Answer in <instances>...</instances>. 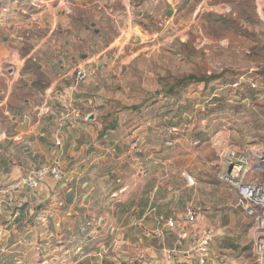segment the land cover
Here are the masks:
<instances>
[{"label": "crops", "instance_id": "crops-1", "mask_svg": "<svg viewBox=\"0 0 264 264\" xmlns=\"http://www.w3.org/2000/svg\"><path fill=\"white\" fill-rule=\"evenodd\" d=\"M104 11L92 0H0V264H200L206 229L218 235L205 264H257L224 236L239 198L216 179L229 133L212 130L197 110L202 85L186 80L189 58L202 67L211 56L208 40L197 39L194 59L171 37L156 46L147 32L131 43ZM258 63L248 82L260 97ZM77 65L89 73L79 84ZM53 164L62 180L27 184Z\"/></svg>", "mask_w": 264, "mask_h": 264}, {"label": "rangeland", "instance_id": "rangeland-1", "mask_svg": "<svg viewBox=\"0 0 264 264\" xmlns=\"http://www.w3.org/2000/svg\"><path fill=\"white\" fill-rule=\"evenodd\" d=\"M95 1L106 8L104 17L107 21L117 23L116 28L111 25L112 32L125 34L131 43L135 37L145 36L147 32L155 36L152 42L156 46L164 38L171 37L172 48L186 44L194 59L197 39L206 38L208 42L202 48L208 49L211 56H204L202 67L195 66L194 60L189 58L187 82L189 86L202 85L197 103L203 107L197 110L208 114L207 122L212 130L219 128L229 133L216 160H221L228 148L241 146L235 142L239 137L248 139L242 146L249 143L264 145V94L257 97L263 90L261 86L251 87L248 82L255 74L252 69L258 62L261 67L264 61V47L259 41L260 35H264V0H92ZM140 21L144 23L140 25ZM209 59L214 62L209 63ZM173 73L176 77L171 78L172 88L178 89L184 81L183 68ZM191 76L196 79L190 80ZM240 81L242 86L235 94V83ZM189 110L196 108L191 106ZM210 112L220 113V116L213 119ZM207 149L204 156L215 158ZM217 168L216 179L222 183L219 179L221 168ZM231 211L224 236L240 243V249H234L235 252L241 251L243 256L262 264L254 251L257 235L254 220L244 214L239 198Z\"/></svg>", "mask_w": 264, "mask_h": 264}, {"label": "built area", "instance_id": "built-area-1", "mask_svg": "<svg viewBox=\"0 0 264 264\" xmlns=\"http://www.w3.org/2000/svg\"><path fill=\"white\" fill-rule=\"evenodd\" d=\"M88 71L82 66L75 68V82L82 83L87 79ZM88 118V117H87ZM57 145L61 142L56 141ZM50 175L53 180L60 181L65 173L59 164L42 167L32 173L27 179V184L37 187L42 179ZM183 177L189 185H195L196 180L190 172H183ZM219 179L235 188L239 195V204L246 215L252 218L256 224V240L254 251L258 260L264 264V145L247 144L228 148L222 154V167ZM196 220L195 212L189 207L185 221L193 224ZM170 227L175 226L174 219H168ZM180 237L189 236L187 230L179 233ZM214 237L212 229H206L198 233V260L205 264L210 256V244Z\"/></svg>", "mask_w": 264, "mask_h": 264}, {"label": "trees", "instance_id": "trees-1", "mask_svg": "<svg viewBox=\"0 0 264 264\" xmlns=\"http://www.w3.org/2000/svg\"><path fill=\"white\" fill-rule=\"evenodd\" d=\"M187 79H188V78L186 77V80H187ZM192 79H196L195 76H191V77H190V80H192ZM187 83H188V82H187ZM178 88H179V87H178ZM174 89H176V88H173L172 90H174Z\"/></svg>", "mask_w": 264, "mask_h": 264}, {"label": "water", "instance_id": "water-1", "mask_svg": "<svg viewBox=\"0 0 264 264\" xmlns=\"http://www.w3.org/2000/svg\"><path fill=\"white\" fill-rule=\"evenodd\" d=\"M168 14H171V11H169Z\"/></svg>", "mask_w": 264, "mask_h": 264}]
</instances>
